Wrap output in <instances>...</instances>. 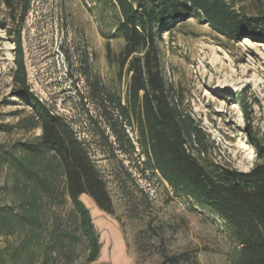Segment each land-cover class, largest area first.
Masks as SVG:
<instances>
[{"label":"trees","instance_id":"1","mask_svg":"<svg viewBox=\"0 0 264 264\" xmlns=\"http://www.w3.org/2000/svg\"><path fill=\"white\" fill-rule=\"evenodd\" d=\"M100 1L113 8L110 18L103 13L110 28L103 32L108 55L110 39H122L115 59L119 76L127 73L129 81L124 92H116L94 78L91 98L102 109L110 131L106 134L94 120L97 134L127 158L140 149L143 161L136 170L142 177L149 178L147 171L160 176L176 195L223 220L236 245L231 264H264V162L240 171L210 158V136L174 101L158 48L162 29L189 18L206 22L228 40L264 42V0L252 14L237 6L239 0ZM4 2L13 24L8 34L17 53L13 93L30 111L14 125L1 127L41 133L13 145L0 142V172H9L0 186V264H95L101 239L82 196L89 194L97 206L114 214L108 181L73 124L40 99L28 81L23 29L32 0ZM236 101L249 141L263 158L264 143L252 126L254 105L247 91L237 93ZM132 211L138 212L136 206ZM191 260L189 252L166 254L162 264Z\"/></svg>","mask_w":264,"mask_h":264},{"label":"rangeland","instance_id":"2","mask_svg":"<svg viewBox=\"0 0 264 264\" xmlns=\"http://www.w3.org/2000/svg\"><path fill=\"white\" fill-rule=\"evenodd\" d=\"M107 5L100 0H32L23 29L32 90L73 124L108 181L114 214L97 206L89 194L82 196L101 239L95 264H162L166 254L183 252H189L192 260L181 264H231L236 245L223 220L176 195L160 176L147 171L149 178L142 177L136 170L143 161L140 149L127 158L97 134L95 121L106 134L110 131L102 109L91 98L94 78L98 76L116 92H124L129 81L127 73L119 76L115 59L124 41L111 38L108 55L103 32L110 28L103 13L110 18L113 8ZM261 5L259 0L237 2L250 14ZM12 25L9 10L0 0V142L8 145L41 133L40 129L1 127L14 125L30 111L13 93L17 53L14 38L8 34ZM161 34L162 74L174 101L200 121L210 136V158L240 171L264 162L249 141L236 101V94L246 90L254 105L252 126L264 143V42L228 40L196 18L167 26ZM128 132L138 146L134 131ZM8 174L0 172V186ZM134 206L138 212L132 211Z\"/></svg>","mask_w":264,"mask_h":264}]
</instances>
